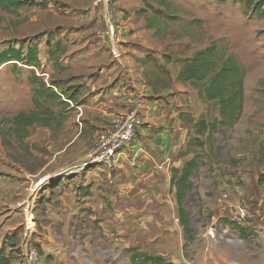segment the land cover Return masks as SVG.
<instances>
[{
	"label": "rangeland",
	"instance_id": "374dc122",
	"mask_svg": "<svg viewBox=\"0 0 264 264\" xmlns=\"http://www.w3.org/2000/svg\"><path fill=\"white\" fill-rule=\"evenodd\" d=\"M212 45L241 64L245 100L234 126L199 136L195 124L220 119L219 103L204 98L207 82L177 79ZM8 49L33 52L40 65L0 66V263L132 264L138 252L172 264H264L261 3L30 0L0 9V54ZM146 57L157 66L140 63ZM159 65L172 84L155 95L145 75ZM34 72L61 97L42 105L66 120L19 140L10 121L35 110ZM152 107L167 116L153 121ZM133 112L141 126L132 148L114 167L92 164L101 135ZM195 158L184 203L195 240L186 244L172 181ZM240 206L254 222H235Z\"/></svg>",
	"mask_w": 264,
	"mask_h": 264
},
{
	"label": "trees",
	"instance_id": "16d2710c",
	"mask_svg": "<svg viewBox=\"0 0 264 264\" xmlns=\"http://www.w3.org/2000/svg\"><path fill=\"white\" fill-rule=\"evenodd\" d=\"M30 0H0V9L10 10L17 9ZM252 3L259 2L264 6V0H251ZM53 61V57H50ZM18 61L27 63L29 66L38 67L40 65L37 56L33 52L29 53L25 59L23 51L18 49H8L0 54V66L11 62ZM144 65L155 64L157 61L153 57H146L140 61ZM158 72L151 71L146 79L155 95H158L162 90L169 89L172 84V77L169 71L162 65L156 68ZM152 77V78H151ZM244 79L245 72L241 64L232 56L221 54L215 45L210 48L200 51L192 59L184 62L183 67L178 76V81L183 83H205L204 98L208 102H218L220 106V119H215L213 123H207L202 120L195 124L196 132L199 136H204L208 130L214 131L219 125L234 126L241 118L244 100ZM30 82L33 86L32 102L35 110L17 113L10 121L9 132L19 140H24L27 137L29 128L40 125L48 128H60L65 117L63 113H55L49 107H44L43 103L49 101L57 103L61 101V97L47 84L40 80L34 72L31 75ZM43 110V111H41ZM57 118L58 122H57ZM57 122V123H56ZM4 140V139H3ZM4 144H6L4 142ZM8 144V143H7ZM198 168L197 159H193L186 163L179 176L178 171H175L172 184L177 188V200L180 205V223L184 228L185 241L192 243L195 238L192 235L191 222L188 213L184 208L185 193L193 188V183L190 181ZM3 250L0 255H3ZM9 264V262H5ZM2 264V263H0ZM132 264H172L162 256H151L148 254L135 252L132 257Z\"/></svg>",
	"mask_w": 264,
	"mask_h": 264
},
{
	"label": "built area",
	"instance_id": "2783aa9c",
	"mask_svg": "<svg viewBox=\"0 0 264 264\" xmlns=\"http://www.w3.org/2000/svg\"><path fill=\"white\" fill-rule=\"evenodd\" d=\"M114 32V30H113ZM126 118L119 119L114 124L111 131L103 133L100 137L99 146L92 154V164L109 165L114 167L116 160L121 151L130 150L133 142L137 140L140 129V118L136 112L126 115ZM170 159L163 163V166L169 165ZM256 213H253L247 206H240L237 211L236 223L243 225L255 221ZM36 256V254L34 253ZM34 259V258H33ZM28 257V263L32 264L33 260Z\"/></svg>",
	"mask_w": 264,
	"mask_h": 264
},
{
	"label": "crops",
	"instance_id": "0c3cea01",
	"mask_svg": "<svg viewBox=\"0 0 264 264\" xmlns=\"http://www.w3.org/2000/svg\"><path fill=\"white\" fill-rule=\"evenodd\" d=\"M13 64H17V65H22V64H24V63H20V62H18V61H11V62H8V63H6L5 65H13ZM30 67H32V66H30ZM167 91H169V89H166V92ZM152 109H154V107H152V108H150L149 110V112H148V116L151 118H154L153 119V121H155V120H160L161 119V116H164V115H166L167 116V111H165V110H162V109H160V110H158L157 112H154L153 113V115L154 116H152ZM1 244H0V249H1Z\"/></svg>",
	"mask_w": 264,
	"mask_h": 264
}]
</instances>
